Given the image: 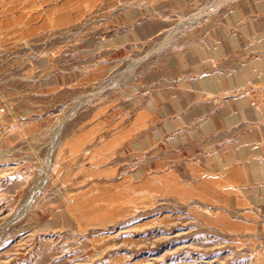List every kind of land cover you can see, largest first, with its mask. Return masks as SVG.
Returning a JSON list of instances; mask_svg holds the SVG:
<instances>
[{
	"label": "rangeland",
	"instance_id": "1",
	"mask_svg": "<svg viewBox=\"0 0 264 264\" xmlns=\"http://www.w3.org/2000/svg\"><path fill=\"white\" fill-rule=\"evenodd\" d=\"M0 264H264V0H0Z\"/></svg>",
	"mask_w": 264,
	"mask_h": 264
}]
</instances>
